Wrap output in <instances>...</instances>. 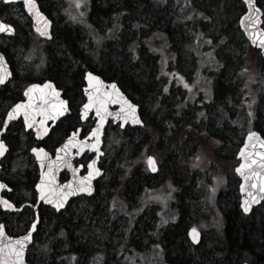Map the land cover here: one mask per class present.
<instances>
[{"label":"rangeland","instance_id":"1","mask_svg":"<svg viewBox=\"0 0 264 264\" xmlns=\"http://www.w3.org/2000/svg\"><path fill=\"white\" fill-rule=\"evenodd\" d=\"M99 1L103 8H108L110 4L118 8L115 0ZM174 1L157 0L164 4L163 9L153 14L152 19L147 20V25L154 26V23L158 22L159 25H156V28L166 26L174 14ZM258 1L264 2V0ZM42 2L55 26L54 40L48 47L52 53V61L63 59L58 40L60 31L66 28L79 27L80 35L88 32L89 40L93 43H100L103 40L110 42L114 39L115 34L113 35L111 31L101 36L95 33L89 20L90 0H42ZM193 2L199 7L198 12L193 14L190 11L186 16L185 9L188 8L190 2L179 0L176 17L181 22L184 17L189 24L194 21L195 25L199 23L201 27L192 30L191 27H185L184 23L180 25L179 22H175L174 27L177 32L172 30L171 33L176 46L188 38L191 44L178 57L184 76L181 72L171 71L174 65L169 63L165 47L164 49L157 47V50L163 51L162 55L166 56L164 61L160 57H157V60L152 58L147 70L143 69L145 65L143 67L132 65V69L129 70L133 81L137 84L142 81L147 83L153 77L157 80L155 85L157 95L154 93L152 100L147 99L142 103L141 111L144 113V119L158 125L174 109L176 114L185 111L183 115L185 119L189 121L194 118V122L199 121L195 125H201L199 117L208 108H215L216 104L211 103V100L206 97L200 98L199 96L202 90L209 94V81L216 76L219 78L220 75L222 82L227 85L230 82L235 86L242 85V89H246L248 99L253 104L252 109L262 115L264 113V97H261L262 88L264 90V61L249 46L238 27V20L245 12L244 4L241 0H193ZM150 8L154 9L153 6ZM2 13V18L5 21L13 20L18 30L16 38H0V46L7 53H11L9 56L19 81L27 77L36 79L40 73L48 69L51 63L47 57L46 48V52L42 48L47 43L41 42L34 34L25 17L23 7L3 8ZM123 15L125 13L120 14L119 18ZM144 16H147L146 11ZM144 16L142 19H145ZM100 30H104V27ZM64 35H68V30H64L61 37ZM157 37L166 40L167 34L157 31L152 33L147 40L153 41ZM22 41L27 44L25 45L27 46L25 51L28 50L27 55L17 48ZM95 48L96 52L100 50V46ZM111 48L110 56L115 57L122 53V48L118 44L116 47L111 45ZM235 76H242V84L238 81L234 82ZM141 89L145 87L141 85ZM258 93L261 97L259 99H257ZM239 96H242V93H239ZM187 104L189 107L186 108ZM233 124H237L236 121H233ZM130 135L131 144L117 145L120 142H115L116 137H110L106 141L108 156L107 160L102 163L105 175L98 183L99 188L96 195L88 203H81L80 211L73 215V219L80 220L79 225L81 226L80 229L73 227L74 241L88 252L96 254L100 250H105L107 264H116L120 245L124 246L130 239H133L137 250L130 249L128 254L134 258V264H155L156 259L151 258V255L146 257V251L154 241L161 240L158 234L162 232V227L169 225L164 231H169L174 227L176 219L174 215L178 213V206L174 205L175 196L179 190L174 184L179 181L182 185L179 191L181 195H184L182 198L185 199L188 209L187 226L192 223L191 226L197 228L203 235L202 243L198 247L192 246L189 241L182 243L184 246L182 257L186 264H202V256L216 243V233L212 228L215 224L218 225L220 220L215 206L218 202L217 197L234 183L233 179H236L234 169L238 162L233 149L239 142V132L234 133L235 136L229 135L230 142L224 144L223 147L217 143L218 136H215L217 138L215 139L204 133L201 134L203 138L200 141L192 136H188L186 140L181 138L180 147L179 142L169 144L168 137L161 139L159 147L168 146V153L163 158L160 156L162 152L160 153V150L153 146L151 134H146L144 130H136ZM115 145L119 146L118 151H115ZM215 149H221L220 154L222 155L220 156L223 158L219 162L213 157ZM148 155H153L160 165V173L151 178L143 173L145 170L143 164ZM169 161L175 165V170L169 171V173L172 172L171 177L166 174V163ZM144 177L149 181V186L146 188L141 185L137 191L134 183L137 180L142 182L141 178ZM203 177L207 178L206 185L203 183ZM173 178L176 179L175 182ZM187 179L193 181L188 184V187L185 186ZM186 190H189V194ZM128 196L132 197L131 201H127ZM185 196L188 198L186 199ZM208 204L212 206L208 207ZM259 213L264 214V208H260ZM9 219L12 232L22 233L27 227L17 215H12ZM48 234L49 231L44 225L37 234V244L42 246L48 239ZM167 239L171 241L170 237ZM170 241L169 243H172ZM158 246L154 244L153 250L155 251ZM29 252L35 257L39 255L34 248H31ZM129 256L123 253L121 263ZM132 261V259L127 260L129 263Z\"/></svg>","mask_w":264,"mask_h":264},{"label":"trees","instance_id":"2","mask_svg":"<svg viewBox=\"0 0 264 264\" xmlns=\"http://www.w3.org/2000/svg\"><path fill=\"white\" fill-rule=\"evenodd\" d=\"M37 1L44 9L42 0ZM115 1L118 8H114V5L112 4L107 6L108 8H103L100 4L101 1L99 0H90L89 3V20L95 29V33L101 36L106 32L109 33V31H111L113 35L115 34L114 39L110 42L103 40L100 43H93L89 40L88 32L82 36L80 35L79 27L77 26L72 27V29H64L68 30V35H64V37H61V34L63 36L64 30L60 31V38L58 42L61 47L63 59L59 61L53 59L52 61V53H50V50H47V57L51 63L48 69L44 72L43 77L54 81L59 86H63L66 91L72 90L75 94L76 90L79 89L82 84L83 73L90 70L100 75L106 81H115L120 86L122 91L142 109V103L144 101L147 99L152 100L157 80L153 77L147 83L142 81L137 84L133 81L129 71L132 69V65L139 67H143V65H145L143 69L147 70L150 59L152 60L153 58L157 60L156 58L160 57L164 61L166 56L164 57L162 55L163 51L161 52L160 50H157V47L163 49L165 47V50L168 52V61L174 65V69L171 68V71H178L180 73L182 66H179L178 57L180 53L185 52L186 47L191 44L189 43V38L180 42L178 46L174 44V39L171 36L172 30L177 32L174 27V23L179 22L180 25L184 23L185 27H191L192 30L201 26L199 23L195 25L194 21L189 24L185 21L186 18L184 17L183 22L178 20L176 13L178 11L177 4L179 0L174 1V14L171 20L167 22L166 26H159L158 28H156V25H159L158 22L154 23V26H148L146 22L147 20L152 19L151 16L153 14L158 13L161 8L163 9L164 4L157 2V0ZM189 2L190 5L185 9L186 16L190 11L195 14L198 10H200L193 0H189ZM258 5L264 10V2L260 3L258 1ZM151 6L154 7L153 10L150 8ZM103 9L107 10L104 11ZM44 10L48 14V11L46 9ZM145 11L147 12L146 17L144 16ZM122 13H125V15L119 18V15ZM143 16L145 19H142ZM154 18L155 17H153V19ZM116 24H119V26H116ZM102 27H104V30L101 31L100 29ZM129 31L131 32L130 35ZM157 31L166 33V40L158 39L157 37L153 41H148L147 38L150 37L152 33H156ZM117 44L122 48V53L115 55V57L110 56V53L112 52L111 45L116 47ZM96 46H100V50L98 52H96ZM0 50L4 54H7L6 50L1 47ZM93 51H95V53ZM181 73H183L184 76V72L182 71ZM221 78L222 76L220 75L216 84L215 99L217 103H215V108H208L205 113H203L201 118L199 117L202 122V127H200L201 125H195L199 121L195 123L194 118L189 121L185 119L183 116L185 111L180 113L181 120L178 124L177 118L175 117L176 111L174 109L161 124L156 125L153 121L147 124L145 129V131L147 130L146 134L152 135L153 146L160 150V153L162 152L160 155L161 158L166 156L168 153L167 145L163 148L159 147L161 139L168 137L169 144L179 142L181 138L182 140H186L188 136H192L200 141V139L203 138V135H201L203 133L208 134L213 138H215L217 134L219 138L217 143L220 147H223L224 144L230 142L228 140L229 135L235 136L233 134L239 132V142L233 149V154H235L237 147L241 144L242 133L246 130L245 126H249L246 108L241 107L240 103H229L230 100L234 101L237 99L239 97V93L242 91L239 90L240 87L238 84L235 86L232 82H230L229 85H227L225 82H222ZM237 81L241 84V77L235 76L234 82ZM141 85L144 86L145 89H141ZM261 91V97H264L263 88ZM155 94L157 95V93ZM15 96L16 93L13 95H7V92L5 91L2 94L1 100L5 99V97L12 100ZM257 96L260 95L258 94ZM187 107H189L188 104L186 108ZM141 114L144 115L142 111ZM258 114L261 115V113ZM233 121H236L237 124H233ZM131 142V139L127 137L123 138L118 145L127 143L131 144ZM178 146L180 147V142L178 143ZM118 147L119 146L115 145V151L119 150ZM220 152L221 149H215V153L213 155L217 162L223 158V156H220L222 155ZM174 166L175 165H172L171 161L166 163V174L168 177L172 176V172H170V174L169 171H174ZM206 179L203 177V183L205 185ZM141 180L142 182L137 180L136 183H134L137 191L141 188V185H144L145 187L149 186V181L145 177L141 178ZM172 180L174 182L176 181L175 178ZM233 180L234 183H232L225 191L221 192L217 197L218 202H216L215 206L220 220L219 224H215L212 228L216 233V243L212 246L211 250L202 256V264H264V214L259 213L258 209L253 211L250 217L243 216L239 209L238 180ZM177 182L178 183L173 184L180 190L181 184L179 181ZM190 183H193V181L191 179H187L185 181V186L188 187V184ZM179 190V194L177 192V197L175 196L176 199L174 205L178 206L177 211L182 214V218L176 226L164 233L165 239L169 244L165 246L166 252L164 261L166 264H186L184 258L182 257L184 255L182 240H186L185 231L192 225V223L187 226L186 218L188 216V209L185 199L182 198L184 195H181ZM186 193L189 194V190H186ZM185 198L187 199L188 196H185ZM126 199H128L127 201H131L132 197L128 196ZM209 206L212 205L208 204V207ZM11 216L12 215H5L0 211V221L7 225V229H11V220L9 219ZM19 216L21 220L26 223V226H28L33 217V213L26 212L20 214ZM59 225L69 231L71 236L67 237L62 235L59 232ZM74 225L75 227H78L79 223ZM46 227L49 234L48 239L42 244L43 246H47V250L44 249L41 251L42 264H55V255H58L62 264H66V261L71 262L69 259L70 255H93L91 251L88 252L83 249L84 247L82 245H77L72 236V227L66 220H63L60 217L56 218L53 223L48 221L46 223ZM158 237L161 239L160 234H158ZM167 237L171 238V241H169L172 243H169Z\"/></svg>","mask_w":264,"mask_h":264},{"label":"water","instance_id":"3","mask_svg":"<svg viewBox=\"0 0 264 264\" xmlns=\"http://www.w3.org/2000/svg\"><path fill=\"white\" fill-rule=\"evenodd\" d=\"M1 2L5 4H22L24 10L32 20L33 31L40 36L41 40H45L47 42H51L53 40V22L41 11L36 0H34L36 8L31 11L29 10V7L25 5L24 0H0V3ZM242 2L245 6V13L239 20V29L242 31L250 45L260 50L261 56L264 58V43H262V41H264L262 10L258 7L257 0H242ZM36 9H38L40 16L43 17V20L39 19V17L37 16ZM0 23L9 25L12 29L11 31L0 32V36L14 38V26L3 22L1 18ZM42 32L46 34L42 35ZM0 57L3 58L2 61H0V76L3 77V82L0 83L1 89V87L6 86L12 79L13 72L9 63L7 62L5 55L1 51ZM89 73H91V75L93 77H96L97 79L90 80ZM84 82L85 86L83 88V94L86 100L84 106L90 103V96L92 98V103L87 110L83 106L82 112L84 117L87 118L91 114H94V118L96 119V122L90 132L89 140L80 141L78 136L79 133L77 132L73 133L58 148L56 157L54 159H51L50 155L43 148H33L37 150L43 149V152H34L32 149L31 154L41 165L47 166L49 173H54L55 175H57L64 168H69L72 160L70 158L72 152L77 150L78 154L81 155L85 151H88L91 155H94V158L88 164V175L83 180L70 181L68 184L62 187L58 185L54 186L55 188H44L42 186L39 188L37 187V191L39 192V199L37 201V204L33 207L35 211V220L32 223V225L35 224V229H33L31 225L29 231L26 234L19 237H10L6 232L4 224H0V226L3 227L4 233L3 236H0V264H29L26 261V255L28 249L33 244L34 235L39 224L38 206L40 204L43 203L45 206L55 208L56 212H61L66 208L68 202L71 199H74L81 195H85L90 198L95 195V183L103 176L104 173L99 168V163L100 158L104 156L103 136L105 128L110 121H112L114 124L120 123L122 128L126 127L127 125L139 128H142L144 126V123L141 119L139 106L133 103V101H131L122 92L117 83H106L100 76L93 73L92 71H87L84 73ZM45 85H49V87H45ZM113 85H115V87H113ZM37 86L39 87L33 88L32 86H30L29 88H27V90L24 92L25 101L16 104L9 110L8 113L12 112L17 105L22 106L16 111L12 119H9L8 114L5 117L0 130V142H2L4 145L3 154L0 155V162L8 150L2 138L12 123L18 121L21 117L25 121V115L27 114L28 121L24 122L26 130L29 131L31 129H36V119L39 116L53 115L58 109H60V106L54 103L65 101L61 98V91L57 90L52 82H46L43 85ZM30 89L31 91H29ZM25 93L28 94L26 95ZM57 93L58 96L56 95ZM121 97L127 100L130 104L135 105V116L139 119L140 123H133L132 117L130 115L125 118L127 108L123 105ZM101 101H103L102 106ZM65 102L67 103V101ZM97 108H99V115L97 114ZM122 108L124 109L123 111ZM61 109L62 111L58 115H55L53 119H51L53 123L57 122L62 116L66 114V112L64 111V107ZM93 133H96V135H94ZM252 133H255L256 135L249 139V134H247L243 145L238 151L237 159L240 160V163L235 168V174L240 180L239 207L242 214L245 216L250 215L254 208H257L264 203V191H260L261 182L253 175L254 173L264 175V167L261 166L262 164H264V156L261 155L264 154V139L261 137L260 133L256 131ZM69 141H71V143H69ZM65 145H68V147L65 148ZM242 152L243 155H241ZM45 153L47 155H45ZM66 156H69V158H66ZM150 157H152L155 161L156 170H152V167L149 165L147 160L148 170L150 174H157L159 171L157 161L155 157ZM253 161H255V163H253ZM242 164L244 165V167L240 171H237L238 168H241ZM89 165H91V168L89 167ZM245 177H247V179ZM253 183H256L257 187L253 188ZM0 185L5 186L4 188H0L1 211L4 213L21 211V209H17L16 206L9 200L2 197V193L4 191H10L11 189L8 188L4 183L0 182ZM89 187L90 191L79 190L80 188ZM41 190L44 191V194L48 197V200L41 199ZM249 193H251V195H249ZM49 200L51 202H48ZM58 201H62V207L56 206ZM7 204L12 205V207H8ZM245 208H247L248 210L245 211ZM192 230L193 229L189 230L188 238L193 246H199L201 244L202 235L197 229H195V234L192 232ZM29 235L30 239L24 241L22 246L20 244H16L17 240H23L25 236ZM194 235L196 236L195 240L193 239ZM21 247H23L22 253L20 252Z\"/></svg>","mask_w":264,"mask_h":264},{"label":"flooded vegetation","instance_id":"4","mask_svg":"<svg viewBox=\"0 0 264 264\" xmlns=\"http://www.w3.org/2000/svg\"><path fill=\"white\" fill-rule=\"evenodd\" d=\"M41 10L49 16L46 11L42 8L41 5H39ZM10 7H23L22 4H5L0 3V15L2 13L3 8H10ZM24 10V7H23ZM25 17H27V21L29 25H31L32 28V22L26 11L24 10ZM8 23L12 24L16 30V36L17 37V30L18 26L15 24L13 20L7 21ZM54 24V22H53ZM5 38V37H1ZM27 44H24L23 41L21 42V45L17 46L19 48L18 50L25 53L27 55L25 46ZM49 44L43 45L42 48L45 51L48 50ZM16 48H14L15 50ZM7 52V51H6ZM47 53V52H46ZM9 54L7 53V59L11 64V68L14 72V65L12 63V60L10 59ZM262 59V58H261ZM264 61V59H262ZM46 71V70H45ZM44 71V72H45ZM41 72V70L39 71ZM38 72V74H39ZM44 72L39 76L36 77H30L29 79H23L22 81L18 80V74L16 71L14 72V81L7 84L5 87H3L0 90V122L1 124L4 122L5 117L8 113V111L15 106L16 104L25 101L24 98V92L27 88H29L32 85H43L45 82H51L52 80L46 79L43 77ZM37 75V74H35ZM242 78V76H241ZM106 81V80H105ZM247 81V80H246ZM54 82V81H52ZM108 82V81H107ZM218 82V77L216 76L214 79L212 78L210 83V100L211 103H217L215 99L216 95V84ZM55 87L57 90L61 91V97L63 100L67 101V103L64 105V110L66 114L62 116L57 122L53 123L51 119L55 115H58L62 109H58L53 115L47 116L42 115L39 116L36 119V129L26 130L24 126V119L21 117L17 122L13 123L7 133L5 134L3 141L5 142L6 146L8 147V152L6 153L5 157L1 161V168H0V182L4 183L8 188H10V191H4L2 193V197L9 200L11 203H13L17 208L21 209V211L16 212L15 215L18 216V219L20 220V214L22 213H28L32 212L33 217L31 221L34 219V210L33 207L37 204V201L39 199V192L37 191V186L40 185L44 188H55L54 186H64L68 184L70 181H80L86 178L88 175V164L90 160L92 159V155L89 154L88 151H85L81 155L78 154L77 150L72 152L70 158L71 163L69 168H64L61 170L57 175L54 173H49L47 166L41 165L35 157L31 154V150L33 148H43L49 155L51 159H54L56 157V153L58 148L65 142L66 139H68L73 133H79V140H89L90 132L92 127L95 124V118L94 114L90 115L89 117H84L82 109L85 104V98L83 95V88L85 86L84 83V77L82 78V84L80 86V90L77 89L76 93H72L71 90L66 91V89L63 88V86L57 85L55 83ZM242 84V83H241ZM246 84V83H245ZM244 84V85H245ZM72 89V88H71ZM7 92L8 94H15L16 96L9 100L8 97H5V99H2L3 92ZM240 91H242V97H238L237 99L230 100L229 103H240L241 107L246 108V115H247V121L249 128L246 130L248 132L256 130L258 131L262 137L264 138V113L262 115H259L254 111L253 104L249 101L248 97L249 95L246 94L244 91L246 89H242V85H240ZM247 92V91H246ZM206 92L201 93V95H205ZM259 94V93H258ZM257 98H261L260 96ZM4 102V103H3ZM258 102V101H257ZM59 105V103H54ZM60 106V105H59ZM143 121H144V127L143 128H132L130 126H126L124 128L121 127V124H114L109 123L108 126L105 129L103 141H104V152L105 155L103 158H101L100 162V168L103 170L105 175V170L103 166V161L107 160V151H106V141L110 137H116V140L121 141L123 138L129 137L132 140V137L130 135L131 132H134L136 130H144L147 127V124L150 122L146 121L144 119L143 115L141 114ZM84 117V119H83ZM175 117L177 118V123L179 124L181 120V115L175 114ZM48 121V122H47ZM47 122V123H46ZM171 123V122H170ZM45 124V125H44ZM44 125V128H43ZM147 131V130H146ZM217 136V135H216ZM147 154V153H146ZM149 156V155H148ZM66 158H69V156H66ZM145 158V157H144ZM148 158V157H147ZM147 160V159H146ZM146 160L143 164V167L145 170H143V173L147 175L148 177H154L157 175H150L148 173L147 167H146ZM102 177V178H103ZM43 181V184H42ZM99 182L96 183V193L98 191ZM96 195V194H95ZM91 198H88L85 195L78 196L74 199H71L65 210L58 213L55 211V209L45 206L43 203L38 206V216H39V225L37 227V232L35 235V243L34 248H36L38 252V257H35L28 252L27 254V261L30 264H42V250H47V246H40L37 244V234L39 231L43 228V226H46V223L50 221V223H53L56 218H62L63 220H66L69 225H71V230L73 232V227L76 229H80L81 226L78 225V227H75L74 224L79 223L80 220L78 218L73 219L74 213H78L79 206L82 203H88ZM3 213V212H1ZM5 215H9L6 213H3ZM175 219V223L173 224L176 226L179 221L182 218V214L177 213ZM135 220V219H134ZM0 223H4L0 221ZM168 225V224H167ZM165 225L162 227V232H160L161 240H157V242H153L149 248L146 251V257L151 255V258L156 259L155 264H166L165 259V249L167 245V240L165 239L164 231L165 228L168 226ZM30 226V225H29ZM29 226L25 228V230L22 233H15L12 232L9 228L7 230V234L10 237H18L20 235L25 234L29 230ZM59 232L64 236H71L70 232L67 231L63 226L59 225ZM193 227H188L185 231L186 233V240H182V243L188 242L187 233L189 229ZM74 233V232H73ZM72 233V236L74 235ZM190 243V242H189ZM135 244V245H133ZM158 244V248L154 251L153 245ZM72 249V248H71ZM137 250L136 243L133 242V239H130L128 243H126L124 246L120 245V248L118 249L117 256H116V264H134L135 260L134 258L129 256V250ZM123 253L128 255L129 257H126L124 259L123 263H121V259L123 256ZM76 255V256H75ZM70 255L69 259L71 262H67L66 264H107L106 260V251L100 250L99 252L93 253L92 256L83 254L81 256L75 254ZM79 257V258H78ZM51 258V257H50ZM99 260H96V259ZM59 259V260H58ZM128 259H132L133 261L131 263L127 262ZM53 261V260H51ZM61 259L58 258V255H55V264H62Z\"/></svg>","mask_w":264,"mask_h":264},{"label":"snow or ice","instance_id":"5","mask_svg":"<svg viewBox=\"0 0 264 264\" xmlns=\"http://www.w3.org/2000/svg\"><path fill=\"white\" fill-rule=\"evenodd\" d=\"M24 3H25V5H27L29 7V10L30 11L36 8L34 0H24ZM36 14L39 17V19L43 20V17L40 16L38 9H36ZM45 23H47V22H45ZM11 30L12 29H11V27L9 25H4L3 23H0V32H3V31H11ZM41 34L43 35V34H46V33L42 32ZM262 43H264V41H262ZM2 59L3 58L0 57V61H2ZM89 78H90V80L97 79L96 77H93L91 75V73H89ZM2 82H3V77L0 76V83H2ZM32 87L33 88H38L39 86L33 85ZM45 87H49V85H45ZM113 87H115V85H113ZM29 91H31V89ZM25 94L27 95L28 93H25ZM56 95L58 96V93ZM121 100H122L123 105L126 106V108H127V112L125 113V118H127V116L130 115L132 117L133 123H140L139 119L136 118V116H135V105L130 104L127 100L123 99L122 97H121ZM91 103H92V98L90 96V103L89 104H86L84 106L86 110L91 106ZM102 103H103V101H101V106H102ZM65 104H66L65 101H60L59 102L60 108H63ZM21 107H22L21 105H17L16 108L13 109L12 112L8 113L9 119H12L13 116H14V114L16 113V111L18 109H20ZM64 110H66V109H64ZM123 110L124 109L122 108V111ZM97 114L99 115V108H97ZM25 121L26 122L28 121L27 114L25 115ZM93 134L96 135V133H93ZM255 135H256L255 133H249V139H251ZM97 142H98V138H97ZM69 143H71V141H69ZM64 147L67 148L68 145H65ZM3 151H4V145H3L2 142H0V155L3 154ZM33 151L34 152H36V151L43 152V149H39V150L33 149ZM45 155H47V154L45 153ZM241 155H243V152L241 153ZM261 155L264 156V154H261ZM148 163L152 167V170L155 171L156 170L155 169V161H154V159L152 157H148ZM253 163H255V161H253ZM261 166L264 167V164H262ZM89 167L91 168V165H89ZM243 167H244V165L242 164L241 165V168H238L237 171H240ZM90 175H91V173H90ZM253 175L261 182V184H260V191H264V175H260V174H256V173H254ZM245 178L247 179V177H245ZM42 184H43V181H42ZM4 187H5L4 185H0V188H4ZM37 187L39 188L41 186L38 185ZM252 187L253 188L257 187V184L256 183H253L252 184ZM79 190L80 191H90V187L89 188H80ZM249 195H251V193H249ZM41 199L48 200V197L44 194V191L43 190H41ZM48 202H51V201L49 200ZM7 206L8 207H12V205H10V204H7ZM56 206L57 207H62V201H58ZM247 210L248 209L245 208V211H247ZM32 227H33V229H35V224H33ZM192 232L195 234L196 233V230L193 229ZM3 234H4L3 233V227L0 226V236H3ZM29 239H30V235L29 236H25L23 238V240H17L16 241V244H20L22 246L23 245V242L24 241H27ZM193 239L194 240L196 239V236L195 235L193 236ZM22 251H23V247L20 248V252L21 253H22Z\"/></svg>","mask_w":264,"mask_h":264},{"label":"bare ground","instance_id":"6","mask_svg":"<svg viewBox=\"0 0 264 264\" xmlns=\"http://www.w3.org/2000/svg\"><path fill=\"white\" fill-rule=\"evenodd\" d=\"M224 117V116H223ZM238 117V116H237ZM228 121V120H227ZM182 186V185H181Z\"/></svg>","mask_w":264,"mask_h":264}]
</instances>
